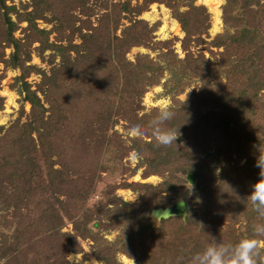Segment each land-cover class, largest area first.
Returning <instances> with one entry per match:
<instances>
[{
    "label": "trees",
    "instance_id": "1",
    "mask_svg": "<svg viewBox=\"0 0 264 264\" xmlns=\"http://www.w3.org/2000/svg\"><path fill=\"white\" fill-rule=\"evenodd\" d=\"M89 1L30 0L19 10L7 5V0H0V63L5 68L21 70L16 92L22 97L21 102L30 106L24 124L17 121L6 129L0 127V209L19 218L10 238L4 235L0 246L10 247L8 256H11L4 264L13 262L31 244L37 246L30 253L36 263L81 264L82 261L66 260L68 252H82L78 237L93 241L91 257L102 264H118L117 253L146 264H191V257L209 246L212 237L222 244L252 237L264 241V236L254 230L257 224L264 223V218L246 197L251 185L260 178L256 160L264 155V0H225L222 6L225 32L212 39L207 34L209 14L204 7L195 6L194 0H136L140 4L135 6L129 1L113 3L114 14L104 15L106 20H100L97 25L90 19L93 12L86 7ZM155 3L164 4L179 24L184 34L180 42L183 58L174 53L171 42L153 41L154 26L122 15H139ZM181 7L185 10L181 11ZM76 9L84 17L79 44L72 43L71 38L65 45L64 41L52 44L48 40L50 31L37 27L38 19L54 22L52 29L63 40L64 32L80 20L71 16ZM45 13H50V18L46 19ZM122 20H127L128 25L122 26ZM108 21L115 30L122 27L119 35L110 36ZM23 22L26 23L24 35L18 39L14 33ZM73 34L70 32L69 37ZM35 43L38 46L34 48ZM190 44L204 49L194 55ZM141 46L159 54L155 59L147 55H138L133 62L126 59L131 48ZM6 48L12 50L7 58ZM31 49L40 57L45 50H51L61 62L49 73L27 65ZM203 50L217 56V63H208ZM165 72H169L170 79L163 83V88L171 97L169 109L173 116L161 127L178 128L182 138L169 145L158 144L148 127L157 110L138 116L142 95L148 87L158 85ZM31 73L41 77L33 90L25 80ZM191 83L195 86L187 105L176 97ZM23 112L20 110V114ZM113 118L124 121L130 130L137 127L141 137L129 138L132 142L129 146L116 131L107 137L105 133ZM38 148L45 162L44 186L35 185L43 176L39 157L35 158ZM130 150L137 154L136 169H143L144 178L157 175L163 181L157 186L119 184L118 188L143 192L141 203L120 202L119 215L104 214L106 206L114 204L113 198L98 202V216L103 212L106 219L117 218L111 225H102L106 230L120 225L117 240L108 243L88 229L77 228L76 224L74 233H61L58 211L64 210L61 206L76 196L74 191L66 189L77 181L73 173L83 170L86 177L92 178L107 163L127 156ZM92 153H96L95 157L100 155L98 162L89 160ZM240 161L242 165L238 164ZM215 165L220 168L217 175L213 173ZM179 174L194 177V190L204 204H210L209 211L218 202L222 218L215 222L205 212L199 220L197 201L175 191L173 182L178 181ZM3 183L8 185L7 189ZM48 189L52 195L61 190L65 199L63 203L56 197L54 201L59 206L51 207V212L47 211L51 201L45 198ZM82 192L78 190L76 194L83 197ZM173 200L184 201L185 218L173 216L156 224L148 216L151 210L164 208ZM121 205L127 211H122ZM22 208L28 213L24 219L20 216ZM242 222L243 230L237 233L236 225L240 224L241 228ZM224 223L227 226L221 230ZM31 232L54 240L49 247L41 245L44 237L27 239ZM261 252L260 264H264V247Z\"/></svg>",
    "mask_w": 264,
    "mask_h": 264
},
{
    "label": "rangeland",
    "instance_id": "2",
    "mask_svg": "<svg viewBox=\"0 0 264 264\" xmlns=\"http://www.w3.org/2000/svg\"><path fill=\"white\" fill-rule=\"evenodd\" d=\"M129 1L132 6H135L136 4H140V2H136V0H90L87 3V8L93 12V15H91L90 19L92 21L93 25H97V23L101 21H105L104 15L109 14L112 15L113 8L111 5L113 3L118 2H125ZM100 2H103L104 5H100ZM30 0H7V5H13L16 7V9H22V7L26 4H29ZM225 4V0H194L195 6H202L205 8L206 12L209 14V29H208V37L209 39L214 38L218 34H222L225 32V27L222 22V6ZM65 6L66 3H63ZM256 8V7H252ZM181 11L185 10V7L180 8ZM122 14V13H121ZM127 15L126 17H132L137 20H143L145 21L149 26H154L155 30L153 32V41H169L171 42L172 49L174 53L179 57H184V52L181 49L180 42L184 37V34L180 30V26L177 23V21L172 17L171 11L164 5V4H151L149 5L145 11H142L139 13V15L135 14L131 16L130 14H122ZM44 16L47 18H50V13H45ZM73 17H78L80 20L74 21V27L67 29L64 32V38L63 40H59L58 34L56 31H53V23L49 24L45 19H38L36 21L37 27L39 29H44L47 31H50V35L48 37V40L50 43L54 44L58 41H64L62 42L63 45H65V41L68 39H72V43L79 44L80 43V35L79 33L84 30L81 26V22L84 20V17L80 14V10L76 9L73 11V14L71 15ZM12 19L14 20V16H12ZM112 20V19H111ZM122 26H127L128 22L127 20L121 21ZM26 28V23H20L18 30L14 33V36L18 39H22L24 35V29ZM107 28L110 36L119 35L120 30L122 27H120L118 30L114 29V25L111 21H108ZM77 30H79L77 32ZM70 32H73V36L69 37ZM84 32V31H83ZM38 43L33 44V47H37ZM154 48H158L157 46H154ZM203 46L194 47L193 44H190V51L197 55L199 51H201ZM214 52H218L221 50H215ZM12 50L10 48H6L4 50L5 57L7 58ZM205 57L208 60V63L215 64L217 63V56L212 57L208 51L203 50ZM158 51L152 50L144 47H133L131 48L125 55L126 59L133 62L138 55H147L151 59H155L157 57ZM72 58L75 56L72 54ZM60 58L59 56L51 51V50H45L41 57L38 56L37 51L31 49L30 54V61L27 65H35L36 67L40 68L41 70H44L46 73H49L50 70L60 64ZM21 70L19 69H10L5 68L2 63H0V127L2 128H8L12 124L16 123L18 121L19 125H22L27 120V114L29 113L30 106L27 103L21 102L22 97L19 96L16 92V86L18 84L17 77L20 75ZM40 75L37 73H31L25 80L27 83H29L30 88L33 90L35 88V85H37L40 82ZM170 79L169 72H165L162 79L160 80L159 84L156 86L148 87L146 89V92L142 95L141 100L139 101L138 105L140 109L138 110V116L141 115H149L152 110L158 111V101L161 97H164L168 101V106L170 107L172 104L170 95H167L164 92L163 83ZM195 86L194 83H191L190 86L184 87L183 92L177 95V100H179L181 103H188L189 93L193 90V87ZM264 93V90L262 91ZM39 97L41 95L38 93ZM20 110H23L24 112L20 114ZM119 119V118H118ZM113 131H116V133L119 135L120 139L126 144V146H129L132 142L128 140L132 137H138L141 136L138 135L136 132L133 134L131 130L128 128L126 123L121 120H117L116 118L109 122V127L106 131L107 137L111 135ZM31 136L34 138L35 133L33 132ZM177 139L181 140V136H177ZM147 140H149L147 138ZM37 144V143H36ZM36 157H39V160L37 159L38 163L42 165V173L40 176V180L35 183V185H45L46 183V176H45V162L44 159L41 157V151L38 148L36 152ZM96 153H92L90 157V161H94L95 163L100 160L99 157H95ZM239 165L243 164V161H240L238 163ZM138 165V158L137 154L130 150L127 156H124L120 158L119 160H115L113 162L107 163L104 168L102 169V172H97V174L92 177H86L87 174L83 172V170H76L77 172L73 173V179L77 180L74 184L71 185V187L67 186V190L70 192L74 191L75 195L72 197V201L68 202L61 206V211H58L59 220H61V224L59 226V231L61 233H74V227L75 224L77 228L84 230L88 229L92 231L91 233L97 234V237H101L108 243H112L117 240V237L120 234L121 226H117L114 229L106 230L102 228V225H111L113 224L112 221H114L115 218L113 216L112 219L104 218V214L109 212L111 214L119 215V204L120 202L126 203V204H132L136 205L138 203H141V196L143 192L138 191H132V189H121L117 186L121 183H141L145 185H152L157 186L161 184L163 181V177L152 175L144 178L143 176V169L139 168L136 169ZM34 167H37L36 165ZM220 171V168L218 165H215L214 167V174L217 175ZM187 175V174H186ZM186 175L179 174L178 175V181H174L173 185L176 188L177 195L185 194V196L189 199L196 200L200 212L199 220L202 219V216L205 215V212L207 214H210V216L217 222L216 220L222 218L219 214H221V206H218L219 203L215 202L213 204V207L209 209L210 204H204V201L199 195L195 188V179L192 183H189L186 180ZM38 179V178H37ZM3 186H6V189L8 188V185L6 183L2 184ZM31 188V187H30ZM112 188L113 191H110ZM78 190L84 191L83 197L80 195H77L76 192ZM40 191V190H39ZM38 191V196L41 197L42 200H44L43 195ZM61 190L57 193L55 192L54 195L50 193V190L48 189L47 195L45 198L50 202L47 208L48 212H51V207L55 208L59 206V204L55 203L56 197L58 200L62 201L64 203V195L60 194ZM141 193V194H140ZM161 195H166L165 193H162ZM77 198V199H76ZM106 198H113L112 201H114V204H117V207H114L113 203L108 204L106 206V212H103L97 215L98 210L97 205L98 202L104 201ZM45 199V200H46ZM180 201V200H173L171 204H169L166 207H170L173 203ZM161 203L162 200H159ZM122 211H127V208L125 206L121 205ZM161 208V207H159ZM165 208V207H164ZM151 212V211H150ZM149 212V217L152 218L156 224L159 223L160 220L155 219ZM26 214H28L24 208H22L20 216L24 219L26 218ZM90 215V218H87ZM102 220H101V219ZM185 218V217H184ZM19 218H14L12 215L6 214L4 211L0 209V246L2 243V240L4 238V235L8 238L13 233L14 230V223L16 224V220ZM88 219V220H87ZM84 220H87V222H84ZM57 222V221H55ZM86 223V224H85ZM100 225V229L98 228V225ZM223 224V223H222ZM227 226V224L224 223V225L221 226V230L224 228V226ZM240 225V224H239ZM239 225H236V231L237 233L239 230H243L244 227L243 222L241 223V228H239ZM83 226V228H82ZM33 238L34 240H38L44 237L43 234H34V232H31L27 234L28 238ZM46 237V238H45ZM44 239L41 241V245L50 246L51 242L54 240L52 237H48V235H45ZM5 239V238H4ZM78 244L81 247V253H72L68 252L66 255V260L70 263H79L82 261L81 264H102L101 262L97 261L95 258L91 257V246L93 245V241L90 239H80L77 238ZM31 241V240H30ZM32 243V241H31ZM35 245L31 244V247L26 246L25 249H22V253L18 254L17 257H15V260L13 262H10L11 264H41L36 263L34 260H32L30 253L35 252ZM264 247V246H262ZM10 248V247H9ZM9 248H1L0 247V264H4L6 261H8L9 257L11 256L9 252ZM4 249L6 252L5 256L2 255V250ZM29 251V253L25 251ZM84 256H88L87 259H83ZM32 260V261H31ZM116 260L118 264H146L144 261L140 259H134L127 255H122L120 253L116 254ZM7 263V262H6ZM9 263V264H10Z\"/></svg>",
    "mask_w": 264,
    "mask_h": 264
},
{
    "label": "clouds",
    "instance_id": "3",
    "mask_svg": "<svg viewBox=\"0 0 264 264\" xmlns=\"http://www.w3.org/2000/svg\"><path fill=\"white\" fill-rule=\"evenodd\" d=\"M172 116L173 112L169 109L167 99L161 97L158 101V112L148 124L151 135L158 144H174L179 135L178 128L161 127L163 122L171 119ZM137 130V127H133L131 132L135 134ZM256 166L259 168L260 178L251 185L246 197L257 214L264 218V155L259 157L258 162L256 160ZM179 206H184L183 200L179 202ZM254 230L259 236H264V223L257 224ZM212 240L213 242L202 252L195 253L191 257V264H260L264 241L254 237L242 238L234 244H222L213 237Z\"/></svg>",
    "mask_w": 264,
    "mask_h": 264
},
{
    "label": "water",
    "instance_id": "4",
    "mask_svg": "<svg viewBox=\"0 0 264 264\" xmlns=\"http://www.w3.org/2000/svg\"><path fill=\"white\" fill-rule=\"evenodd\" d=\"M186 180L189 183H192L194 181V177L190 174H187ZM179 202H181V200L173 203L170 207L153 209L151 210L150 214L157 220L167 219L173 216H181L184 218L186 215L185 203L183 207H180Z\"/></svg>",
    "mask_w": 264,
    "mask_h": 264
}]
</instances>
